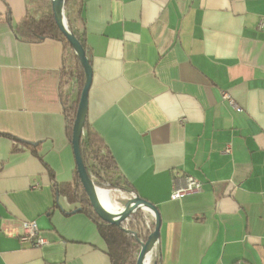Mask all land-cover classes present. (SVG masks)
<instances>
[{
	"label": "crops",
	"instance_id": "0c3cea01",
	"mask_svg": "<svg viewBox=\"0 0 264 264\" xmlns=\"http://www.w3.org/2000/svg\"><path fill=\"white\" fill-rule=\"evenodd\" d=\"M50 5L0 0V264H112L97 223L60 192L77 179L75 52L17 32ZM65 16L92 59L87 123L128 184L111 201L159 209L151 262L264 264V0H69ZM187 174L203 190L171 199ZM26 221L45 245L21 242Z\"/></svg>",
	"mask_w": 264,
	"mask_h": 264
},
{
	"label": "trees",
	"instance_id": "16d2710c",
	"mask_svg": "<svg viewBox=\"0 0 264 264\" xmlns=\"http://www.w3.org/2000/svg\"><path fill=\"white\" fill-rule=\"evenodd\" d=\"M69 0H66V4ZM69 29L80 39L83 46L88 49L82 33L73 28L68 22ZM17 32L22 39L30 42L40 41L44 38H54L64 42L65 46L71 47L65 35L56 24L55 17L50 5V9L42 13L39 17L27 15L17 27ZM72 48V47H71ZM81 81V88L84 84V70L75 54ZM78 104H65V115L67 118V128L69 133H73V123L76 116ZM99 138L89 127L87 120L84 125L81 137L82 157L87 166L88 172L95 175V180L99 186L107 185L108 188L128 189L126 181L115 174V160L109 150L102 149L99 145ZM93 161L89 164V158ZM77 173V172H76ZM76 182L63 184L60 192L65 195L70 202H78L81 211L88 214L96 223L99 233L105 240L112 264H136L137 253L140 248L139 243L120 227L103 221L94 211L89 198L80 182L78 173ZM115 178V180H113ZM127 226L137 231L144 239L150 234L145 228L144 212L139 210L132 214L127 221Z\"/></svg>",
	"mask_w": 264,
	"mask_h": 264
},
{
	"label": "water",
	"instance_id": "95a60500",
	"mask_svg": "<svg viewBox=\"0 0 264 264\" xmlns=\"http://www.w3.org/2000/svg\"><path fill=\"white\" fill-rule=\"evenodd\" d=\"M65 3L66 0H51L52 11L56 24L67 38L84 70V84L78 101L72 134V144L77 166V173L80 182L89 198L93 211L103 221L120 227L126 233L134 237V239L140 245L136 264H145L147 255L149 253L152 254L160 237L161 215L158 207L154 203L140 196H134L128 200L124 208L118 212H111L107 210L99 200L96 188L100 187H98L97 182L92 179L91 174L88 172L81 152V137L87 119L89 91L93 81L92 59L87 55V50L83 46L80 39L69 29L67 18L65 16ZM21 141L30 145H37V142L27 140ZM78 209H81V207ZM144 209L150 210L155 214L154 229L152 232H150L146 239H144L137 231H134L127 226V221L132 216V214ZM153 264H158V262L155 260Z\"/></svg>",
	"mask_w": 264,
	"mask_h": 264
},
{
	"label": "built area",
	"instance_id": "2783aa9c",
	"mask_svg": "<svg viewBox=\"0 0 264 264\" xmlns=\"http://www.w3.org/2000/svg\"><path fill=\"white\" fill-rule=\"evenodd\" d=\"M259 26L263 27V21H260ZM224 98L229 100L230 104L236 108L237 110H241V108L236 104V102L231 98L228 93H224ZM232 147L228 144L225 148L226 153H231ZM94 162L93 159L90 163ZM92 179L95 180V175L91 173ZM177 180L174 181L173 190L171 193V199L178 200L185 196H189L191 194L199 193L203 190V182L196 178L193 175L187 174L183 177L179 178L177 176ZM96 181V180H95ZM144 212V223L146 225V229L150 232L154 229L155 224V214L147 209L143 210ZM146 214V215H145ZM21 242H29L33 246H43L47 243L45 237L40 234V228L35 221H26L23 224V233L20 237Z\"/></svg>",
	"mask_w": 264,
	"mask_h": 264
},
{
	"label": "bare ground",
	"instance_id": "6f19581e",
	"mask_svg": "<svg viewBox=\"0 0 264 264\" xmlns=\"http://www.w3.org/2000/svg\"><path fill=\"white\" fill-rule=\"evenodd\" d=\"M96 192H97V195L99 197V200L100 202L103 204V206L111 211V212H118L120 211L121 209L116 207L112 201H111V194H110V191L107 190V189H104V188H96ZM151 258H152V254L149 253L146 257V261H145V264H150L151 263Z\"/></svg>",
	"mask_w": 264,
	"mask_h": 264
},
{
	"label": "rangeland",
	"instance_id": "374dc122",
	"mask_svg": "<svg viewBox=\"0 0 264 264\" xmlns=\"http://www.w3.org/2000/svg\"><path fill=\"white\" fill-rule=\"evenodd\" d=\"M113 180H115V178H113ZM98 187L105 188V189H110V190H119V189H120V190H123L122 188H108L107 185H104V186H99V185H98ZM132 198H133V197H132ZM124 199H125V198H117L116 201H121V202H122V201H124ZM130 199H131V198H127V199H126V202H127L128 200H130ZM126 202H125V203H126ZM139 250H140V248H139ZM139 250H138V252H139ZM154 250H155V249H154ZM154 250H153L152 254L154 253ZM137 255H138V253H137ZM151 264H153V262H151Z\"/></svg>",
	"mask_w": 264,
	"mask_h": 264
}]
</instances>
